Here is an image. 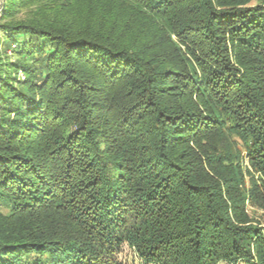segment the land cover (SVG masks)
<instances>
[{"label":"trees","instance_id":"1","mask_svg":"<svg viewBox=\"0 0 264 264\" xmlns=\"http://www.w3.org/2000/svg\"><path fill=\"white\" fill-rule=\"evenodd\" d=\"M41 1L3 0L0 264H264V0Z\"/></svg>","mask_w":264,"mask_h":264},{"label":"rangeland","instance_id":"2","mask_svg":"<svg viewBox=\"0 0 264 264\" xmlns=\"http://www.w3.org/2000/svg\"><path fill=\"white\" fill-rule=\"evenodd\" d=\"M73 1L74 0H44L35 4H27L14 15L12 21L14 23L42 25L47 22L55 20L58 21L57 23L59 24L70 25L74 23V24L82 25L83 23L87 24L86 21L90 19H94V20L96 19L95 16L97 15H95V11L93 9L97 8L96 6L97 4L94 5V8H92V10H90V8L88 9L86 5L82 3H79V5L76 6L75 3H73ZM3 3H4L3 0H0V22H4L1 19ZM110 7L112 6L109 5L108 3L101 6L100 9L102 12H106ZM112 11L113 8L109 12L111 13ZM114 14H117V12ZM137 16H138V20L136 18L133 20L137 26L138 23L141 21L148 27L152 26V23L149 21V19H147V17H143L142 15H137ZM111 19L112 17L110 16L108 20ZM3 39H4V35L3 33L0 32V59L3 62H9L15 64V59H16L15 54L11 53V50H8V48H6L3 45ZM16 77L22 78L21 71L18 72ZM245 180H246L245 187H249L250 183L248 181V178L245 177ZM247 212L251 217L259 220L261 223H264V213L259 209L254 208L251 204H249L247 207ZM117 256L118 259L123 264H141V260L126 245L121 249V251L118 253Z\"/></svg>","mask_w":264,"mask_h":264}]
</instances>
